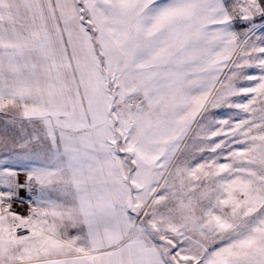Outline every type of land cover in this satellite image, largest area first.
<instances>
[{
  "label": "snow or ice",
  "instance_id": "1",
  "mask_svg": "<svg viewBox=\"0 0 264 264\" xmlns=\"http://www.w3.org/2000/svg\"><path fill=\"white\" fill-rule=\"evenodd\" d=\"M0 264H264V0H0Z\"/></svg>",
  "mask_w": 264,
  "mask_h": 264
}]
</instances>
